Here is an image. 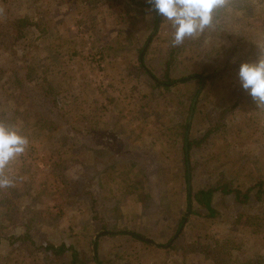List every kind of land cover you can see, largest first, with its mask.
<instances>
[{
	"label": "rangeland",
	"instance_id": "obj_1",
	"mask_svg": "<svg viewBox=\"0 0 264 264\" xmlns=\"http://www.w3.org/2000/svg\"><path fill=\"white\" fill-rule=\"evenodd\" d=\"M133 2L0 0V116L40 119L3 121L29 145L0 189V264H69L47 249L61 245L87 264H264V196L248 191L264 184V107L237 76L264 53V0H227L175 47ZM218 183L246 202L216 192L208 214L192 195ZM191 244L208 255H181Z\"/></svg>",
	"mask_w": 264,
	"mask_h": 264
},
{
	"label": "clouds",
	"instance_id": "obj_2",
	"mask_svg": "<svg viewBox=\"0 0 264 264\" xmlns=\"http://www.w3.org/2000/svg\"><path fill=\"white\" fill-rule=\"evenodd\" d=\"M151 8L164 18L172 29L171 46L183 44L211 28L218 9L227 0H147ZM237 76L241 88L260 107H264V53L255 62H241ZM28 137L14 127L0 122V189L13 186L5 173L9 164L25 153Z\"/></svg>",
	"mask_w": 264,
	"mask_h": 264
},
{
	"label": "trees",
	"instance_id": "obj_3",
	"mask_svg": "<svg viewBox=\"0 0 264 264\" xmlns=\"http://www.w3.org/2000/svg\"><path fill=\"white\" fill-rule=\"evenodd\" d=\"M133 3L135 5H137V6H143V7H146V8H151V6L148 4L147 0H145V2H143V3H140V2H133ZM153 12H154V10H153ZM154 19H155V22H156L157 15L155 14V12H154ZM174 62H175V53L171 52L170 58H169L168 61L165 62L164 69L162 71V77H163V79H164V81L166 83H171L172 82V81H170L171 80L170 72H171V69H172V66H173ZM209 77H211V76H209V74H208L205 79H208ZM25 109H26L27 113H28V111H30V109L29 110L27 108H25ZM19 118L22 121H26L28 124L30 122H34V123L37 122L38 124L37 123L36 124L39 125V123H40V119L38 118V116H35V113H34V117L32 116L33 120H29V116H27V115H25L23 113H20L17 110V108L14 109L13 116L11 118L7 119V120H5L3 116H0V122H3L5 120V122L7 124L8 122H11L12 120L16 121ZM50 123H52V122H50ZM51 127H54V124H50L49 128H51ZM41 128H43V127H41ZM215 130H217V129H215ZM213 131H214L213 129L209 130L205 134V136L199 141H196V140L195 141H188V148H187L188 151L187 152L189 153V151L195 146H200V144L205 139H207L209 137V135ZM182 150H184V148ZM251 190H255L256 191L255 192V196L257 197V199H261L264 196V184L262 182H258L254 186H252L251 188H248V191H251ZM216 192H222L223 194L235 193L236 199L240 203H245L246 200H247L246 195L244 196V200H243V198L241 197V194L239 192H234V191L230 190L227 185L220 184V183H218L216 186L211 187V188L206 189V190L205 189L198 190L196 193H194L192 195V198L208 214H211V213H214V210L211 207V199H212L213 194L216 193ZM134 239L135 238L133 237V240ZM142 244L146 248H150V245L148 243L143 242ZM47 249L50 250L53 253V255L55 257H58V258L61 257L65 252L70 251L71 260L69 261V264H87V263L83 262V260L80 258V255H79V253L77 251H75V250H73V249H71L69 247H66L64 245H61L58 248L53 247V246H48ZM176 249H177L176 246H173V247L169 248V250H176ZM178 249H180L182 251L181 255H183V256H192V255H195L197 253H201V254L207 256L208 253H209V251L206 248L198 247L195 244L194 245L191 244V245L187 246L186 248L178 247Z\"/></svg>",
	"mask_w": 264,
	"mask_h": 264
},
{
	"label": "water",
	"instance_id": "obj_4",
	"mask_svg": "<svg viewBox=\"0 0 264 264\" xmlns=\"http://www.w3.org/2000/svg\"><path fill=\"white\" fill-rule=\"evenodd\" d=\"M156 12V11H155ZM156 14L158 15V13L156 12ZM158 19H159V17H158ZM148 43H149V40L147 41V43H146V45L144 46V48H143V50H142V52H141V55H140V59H141V57H142V54H143V52L146 50V48H147V45H148ZM144 68V67H143ZM144 70H146L145 68H144ZM147 71V70H146ZM200 79H202V77L201 76H198ZM185 80H187V79H183V80H180V82H183V81H185ZM203 80V79H202ZM195 101H196V97L194 98V100H193V102H192V107H191V112H190V115H189V120L191 119V115H192V109H193V107H194V105H195ZM187 133L188 132H186V135H185V150L187 151ZM187 194H188V196H190V193H191V188H190V171H189V165L187 164ZM190 211H191V199H190V197H188V206H187V212H186V217L184 218V221H183V224H182V226L180 227V229H179V232H181V230H182V228H183V225L186 223V220H187V217L190 215ZM179 232L177 233V235L179 234ZM105 232H102V233H100V234H104ZM99 234V235H100ZM174 239H172V241H173ZM96 241V238L94 239V242ZM143 241H145V242H147V243H149V244H152V241H150V240H147V239H143Z\"/></svg>",
	"mask_w": 264,
	"mask_h": 264
},
{
	"label": "crops",
	"instance_id": "obj_5",
	"mask_svg": "<svg viewBox=\"0 0 264 264\" xmlns=\"http://www.w3.org/2000/svg\"><path fill=\"white\" fill-rule=\"evenodd\" d=\"M104 77H106V75L104 74Z\"/></svg>",
	"mask_w": 264,
	"mask_h": 264
}]
</instances>
